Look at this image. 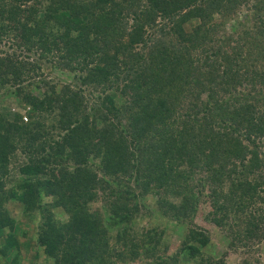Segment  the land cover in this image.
I'll use <instances>...</instances> for the list:
<instances>
[{"label": "trees", "instance_id": "obj_1", "mask_svg": "<svg viewBox=\"0 0 264 264\" xmlns=\"http://www.w3.org/2000/svg\"><path fill=\"white\" fill-rule=\"evenodd\" d=\"M7 37L0 94L28 111L0 112V264L22 262L12 206L47 264H226L215 231L264 241V0H0ZM36 56L71 84L36 81ZM137 196L161 227L139 231Z\"/></svg>", "mask_w": 264, "mask_h": 264}, {"label": "rangeland", "instance_id": "obj_2", "mask_svg": "<svg viewBox=\"0 0 264 264\" xmlns=\"http://www.w3.org/2000/svg\"><path fill=\"white\" fill-rule=\"evenodd\" d=\"M248 11L245 9H242L240 11L238 21L246 23L248 20L246 18ZM236 22L231 21L227 26L233 27ZM8 38V39H7ZM3 38V42L0 43V53H6V52H12L10 48L11 44V37ZM17 53V51H16ZM21 56H29L27 53L22 52ZM33 61H40L41 63V69L40 73L42 76L37 77L36 81L38 80H45V81H53L54 83H57L58 85L63 84H71L73 75L70 73H65L63 71L54 69L52 71H49L44 63V59L40 60L38 56L32 57ZM3 93V92H2ZM0 98L3 101V104L0 105V112L6 113V111L15 112L18 111L20 115L24 117V120H26V112L28 109H22L18 108L16 104H14L7 96H4L3 94H0ZM46 129L49 130L51 126L55 124L56 118L54 115L50 116H44ZM52 134V131H49V135ZM18 155V157H17ZM20 153H16V156L14 157V160L11 161L10 165V173L6 176V183L7 187H12L17 181L20 180L21 176L18 174L17 166L20 162L24 161V158H19ZM91 167L94 169L99 168V165L96 161L93 162V164H90ZM202 202V198L200 199ZM137 205L139 207V214L138 218L135 220V224L138 226L139 231L143 227H161V221L159 212L155 209L154 200L150 196L146 197H140L137 196ZM202 207L203 203L197 208V212L195 216L191 219L192 225H197L200 222V215L202 213ZM93 208H103V205L101 202H97L94 204ZM9 212H11V215L13 218L17 220V225L15 228V234L20 240L21 243V254H22V262L21 264H47L45 258L41 254V251L36 249L35 241H36V232H37V226L35 223H31L29 221H22L20 219L21 212L18 208L15 207H9ZM62 216L57 215V218H61ZM64 219V217H62ZM186 228H178L172 224L169 226V230H166L165 238L167 240H174L179 242L181 235L184 231H186ZM181 229V230H180ZM6 230L3 231L2 237L5 236ZM225 233H222L221 231L217 230L215 231V234L212 235L211 241L213 242L212 245V251L216 258H219L222 256V253H225L226 255V264H264V241L260 242V244H257L256 237L253 238L251 241H242V243H235L234 246L230 247L227 242L224 241L225 238H223ZM39 255V256H37Z\"/></svg>", "mask_w": 264, "mask_h": 264}, {"label": "clouds", "instance_id": "obj_3", "mask_svg": "<svg viewBox=\"0 0 264 264\" xmlns=\"http://www.w3.org/2000/svg\"><path fill=\"white\" fill-rule=\"evenodd\" d=\"M16 112V111H15Z\"/></svg>", "mask_w": 264, "mask_h": 264}]
</instances>
